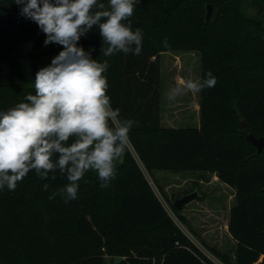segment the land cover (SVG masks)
<instances>
[{
	"label": "trees",
	"instance_id": "obj_1",
	"mask_svg": "<svg viewBox=\"0 0 264 264\" xmlns=\"http://www.w3.org/2000/svg\"><path fill=\"white\" fill-rule=\"evenodd\" d=\"M130 20L143 32L140 55L104 57L95 26L78 42L108 60L112 106L135 122L130 144L151 175L217 173L236 195L234 262L213 253L224 264H264V150L247 138L264 135V0H137ZM45 39L14 0H0V111L33 92L36 72L62 50ZM169 51H199L201 80L209 71L217 79L201 91L198 127L162 125L160 56ZM116 170L106 188L87 173L67 202L49 198L67 183L58 172L41 180L32 171L0 190V264H216L169 215L130 149Z\"/></svg>",
	"mask_w": 264,
	"mask_h": 264
},
{
	"label": "clouds",
	"instance_id": "obj_2",
	"mask_svg": "<svg viewBox=\"0 0 264 264\" xmlns=\"http://www.w3.org/2000/svg\"><path fill=\"white\" fill-rule=\"evenodd\" d=\"M14 3L45 34V46L57 44L62 50L36 72L33 92L0 111V190L14 191L32 171L41 180H55L57 172L66 177L67 183L49 197L60 195L65 202L77 198L79 182L89 172L96 173L101 188L110 186L135 122L121 118L120 109L112 106L107 94L108 60L93 59L78 42L95 26L103 40L104 57L140 55L143 32L133 30L130 20L136 0ZM216 83L211 71L202 80L184 79L170 88L167 99L200 93ZM48 187L44 185L45 190Z\"/></svg>",
	"mask_w": 264,
	"mask_h": 264
},
{
	"label": "rangeland",
	"instance_id": "obj_3",
	"mask_svg": "<svg viewBox=\"0 0 264 264\" xmlns=\"http://www.w3.org/2000/svg\"><path fill=\"white\" fill-rule=\"evenodd\" d=\"M248 11L252 10L248 8ZM161 122L165 127H198L200 124L201 92L167 99L170 88L184 79H201L200 52L175 51L160 57ZM157 196L176 224L216 264H224L212 251L228 255L234 262L236 241L229 233L230 211L236 204L233 188L222 182L215 172L157 170L152 175L146 170L129 143ZM197 189L196 198L181 209L174 207L176 198ZM178 210V211H177ZM106 264H112L111 259Z\"/></svg>",
	"mask_w": 264,
	"mask_h": 264
},
{
	"label": "water",
	"instance_id": "obj_4",
	"mask_svg": "<svg viewBox=\"0 0 264 264\" xmlns=\"http://www.w3.org/2000/svg\"><path fill=\"white\" fill-rule=\"evenodd\" d=\"M212 15V5L209 4L208 5V12H207V21L210 20ZM246 125V124H244ZM248 140L257 147L258 149V153H261L264 150V135L261 137H256L253 134H248L247 135ZM196 198H200V195L197 191V189L195 191H193L192 193H188L183 195L180 198H176L175 202H174V206L178 209H181L184 205H186L187 203H189L190 201L196 199Z\"/></svg>",
	"mask_w": 264,
	"mask_h": 264
},
{
	"label": "crops",
	"instance_id": "obj_5",
	"mask_svg": "<svg viewBox=\"0 0 264 264\" xmlns=\"http://www.w3.org/2000/svg\"><path fill=\"white\" fill-rule=\"evenodd\" d=\"M169 52H175V51H169ZM184 52H193V51H184ZM196 52H199V51H196ZM163 53H167V52H163ZM163 53H162V54H163ZM162 54H161V55H162ZM200 54H201V53H200ZM160 57H161V56H160ZM199 126H200V124H199Z\"/></svg>",
	"mask_w": 264,
	"mask_h": 264
},
{
	"label": "built area",
	"instance_id": "obj_6",
	"mask_svg": "<svg viewBox=\"0 0 264 264\" xmlns=\"http://www.w3.org/2000/svg\"><path fill=\"white\" fill-rule=\"evenodd\" d=\"M137 1V0H136Z\"/></svg>",
	"mask_w": 264,
	"mask_h": 264
}]
</instances>
